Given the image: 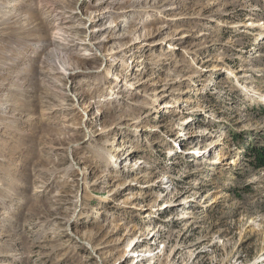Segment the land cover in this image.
<instances>
[{
  "label": "rangeland",
  "instance_id": "374dc122",
  "mask_svg": "<svg viewBox=\"0 0 264 264\" xmlns=\"http://www.w3.org/2000/svg\"><path fill=\"white\" fill-rule=\"evenodd\" d=\"M31 1L49 4L57 0ZM94 1L87 0L82 9H92ZM213 1L212 8L203 10L204 21L188 22L196 33L204 34L185 43L173 63L179 66L169 65V72L180 80L185 75L191 76L175 85L174 97L184 94L196 83H201V93H189L193 101L180 107L177 114L151 112L147 115L151 105L136 112V119L150 128L157 126L162 140L154 144L155 134L147 130L143 134L146 152L130 159L149 158L158 176L169 175L165 179H169L170 193L167 195L165 187L154 193L159 206L176 198L193 201L175 210L157 211L153 217L142 198L128 199L139 191L136 187L109 197L107 188L87 185L100 172L109 169L104 164L97 171H88L85 177L76 171L63 174L72 161L81 166L97 164L96 153L87 142L90 132L81 124L86 104L106 89L101 85L102 75L79 67V72L62 79L61 83L66 84L70 93H82L98 85L96 96H86L73 110L58 109L60 102L66 106L73 102L68 96L52 98L43 106L30 103L24 113L34 118L27 123L0 117V213H7V218L0 221V234L3 233L0 264H131L132 259L118 260L129 239L157 225L164 228L157 247L164 249L158 264H249L264 254V166H255L247 153L252 144L264 146V101L249 95L236 82L237 79L264 92V0H204L201 3L204 7ZM190 5L185 10L197 7ZM209 17L217 20L211 21ZM222 20L229 24L243 23V26H224L220 24ZM163 23H148V26ZM97 25H89L90 32ZM57 27L58 24L46 19L35 39L36 47L24 44L25 39L16 35L8 38L16 48L14 74L25 72L23 75L30 76L25 80L26 87L33 86L39 92L46 89L47 77L37 78L35 65L39 63L37 55L43 53L42 41H47L48 34ZM97 38L95 35L91 40ZM79 46L71 51L77 60L81 59L80 47H85ZM2 58L0 52V61ZM89 61V69L102 64L98 57ZM214 66L223 69H213ZM164 68L165 65L157 64L154 75L166 78ZM230 71L237 73L238 78L231 76ZM13 79L21 81L18 76ZM155 89V85L147 88L150 94ZM26 94L20 95L27 98ZM17 100L24 105L30 102ZM122 110L113 109L111 119L117 118ZM188 116L193 118L191 129L185 123ZM136 126L126 129L124 138L136 140ZM93 128L91 125L90 130ZM192 129L203 132L194 133L190 138L189 134L179 136L180 132ZM212 141L218 142L215 149L207 151L205 157L194 156V148H206ZM217 154L226 158L222 163L213 164ZM72 176L78 179L69 181ZM66 181L76 186L71 187ZM57 192L60 194L56 195ZM56 199L60 206L53 209ZM99 209L105 210L109 219L92 222L94 211ZM180 213H186V217L178 218ZM131 229L135 233L127 235ZM109 254L111 257L107 259Z\"/></svg>",
  "mask_w": 264,
  "mask_h": 264
},
{
  "label": "bare ground",
  "instance_id": "6f19581e",
  "mask_svg": "<svg viewBox=\"0 0 264 264\" xmlns=\"http://www.w3.org/2000/svg\"><path fill=\"white\" fill-rule=\"evenodd\" d=\"M201 1L204 0H95L92 3V9L84 10L82 5L87 3V0H57L49 4L40 1L29 2V0L16 2L0 0V52L3 55V60L0 61V76L4 77L0 79V117H5L6 120L15 121V123L17 121L19 124L27 123L34 118L32 115L24 113L25 109H29L28 104L43 106L44 103H50L52 98L57 100L67 96L72 98L73 102L68 106L60 102L58 109L60 111L73 110L83 98L95 95L98 85L92 86L88 91L82 93H70L66 84L61 83L62 79L79 72L81 70L79 67H84L85 71H93L92 74L97 76L102 75L101 85L106 90L102 94L98 93L96 99L94 97L86 104L87 108L84 111L85 116L81 124L85 131L90 132L87 142L96 153L97 164L94 166L86 163L81 166L72 161L65 168L63 174L76 171L79 176L85 177L88 171H97V167L104 164L109 169L100 172L87 185L107 188L109 197L121 193L126 188L136 187L139 191L130 195L128 199L142 198L147 202V204L144 203L145 208L152 210L150 214L153 217L156 216L157 211L175 210L188 204L193 200L176 198L167 200L162 206H159L158 198L154 193L155 190H161L163 187L166 188L167 195L170 193L169 179H165L169 175L158 176V172L149 163V158L130 159L146 152V138L143 139V134L147 130L155 134L154 144L162 140L157 126L150 128L147 123L136 119V112L142 107L151 105L152 110L147 112V115L151 112L177 114L180 107L193 101L192 96L188 95L189 93H201V83H196L195 86L183 92L186 95L181 94L174 97L175 85L179 81L189 80L191 76L185 75L180 80L175 74L169 72V65L176 63L177 54L183 49L185 43L187 44L192 38H198L204 34L203 32L196 33V29L188 23L204 21L203 10L215 5L213 1L203 7ZM190 4H196L197 7L193 10H185L184 7ZM46 19L52 20L54 24H58V27L48 34L47 41L39 42L43 45L40 48L43 53L37 55L39 63L35 65L36 76L39 79L47 77L44 82L46 89L39 92L33 86L26 87L27 85H24L27 83L25 80L30 77L23 75L25 72L14 74V61L17 60L14 57L16 48L8 38L16 35L25 39L24 44L36 47L38 42L35 39L38 38V31L44 28ZM209 19L212 21L216 18L209 17ZM159 21L164 23L157 27L150 24L148 26V23L153 24ZM93 23H98V25L90 32L88 27ZM220 24L235 28L243 26V23L229 24L225 20L220 21ZM246 25L254 24L247 23ZM19 33L21 34L17 35ZM95 35H98V38L92 41L91 38ZM77 45L85 46L84 48L79 46L80 49H83L78 53L81 58L79 60L75 59L72 56L74 53L71 52ZM95 57L101 58L102 64L96 69H89V60ZM157 64L165 65L166 78L160 79L154 75ZM102 65H104L103 68ZM172 66L179 65L173 64ZM213 69L222 70L223 67L214 66ZM230 72L231 76L234 75L238 78L237 73ZM15 76H18L21 81L11 80ZM236 82L249 95L264 101V92L243 84L237 79ZM150 85L156 86L155 91L151 94L147 90ZM27 88L29 92L24 91L25 89L27 91ZM23 92L28 93L25 95L27 98L20 95ZM17 98L30 102H26L24 105ZM105 102H109V104L107 105ZM116 108H123L124 111L122 110L120 114H117V118L112 120V111ZM192 121L191 116L185 117V123L190 125V129ZM91 125L94 128L90 130ZM133 125H137L134 134L137 139L124 138V135H127L126 129L132 128ZM201 132L203 131L192 129V131L180 132L179 136L189 134L190 138L194 133ZM213 142H210L206 148L201 146L194 148L192 153L196 158L205 157L207 151L216 148L218 142ZM225 158V155L217 154L213 164L222 163ZM234 161H230V163ZM76 179H78L76 176H72L68 180L76 181ZM66 184L71 187L76 186V183L73 182L66 181ZM58 194L60 192H57L56 195ZM53 202L52 208L57 209L60 206V201L56 199ZM106 215L108 213L105 210H96L92 216V222L109 219ZM185 217L186 213H180L178 216L180 219ZM6 218L7 213H0V221ZM167 219L169 220V218ZM132 229L127 232V235L135 233ZM163 229L158 225L155 228L148 227L141 235L130 238L118 260L132 259L131 264L160 263L164 249L157 247ZM1 237H3L2 232ZM109 257H111L110 254L106 258L109 259ZM262 263H264V254L249 264Z\"/></svg>",
  "mask_w": 264,
  "mask_h": 264
},
{
  "label": "trees",
  "instance_id": "16d2710c",
  "mask_svg": "<svg viewBox=\"0 0 264 264\" xmlns=\"http://www.w3.org/2000/svg\"><path fill=\"white\" fill-rule=\"evenodd\" d=\"M236 136V135H235ZM248 155L252 159V163L257 167L264 166V146H256L252 144L248 150Z\"/></svg>",
  "mask_w": 264,
  "mask_h": 264
}]
</instances>
